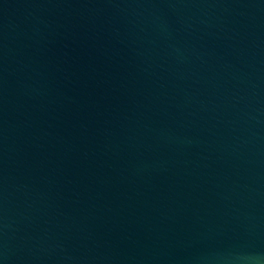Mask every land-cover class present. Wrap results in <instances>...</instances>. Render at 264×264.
Wrapping results in <instances>:
<instances>
[{"label":"water","instance_id":"water-1","mask_svg":"<svg viewBox=\"0 0 264 264\" xmlns=\"http://www.w3.org/2000/svg\"><path fill=\"white\" fill-rule=\"evenodd\" d=\"M0 264H264V0H0Z\"/></svg>","mask_w":264,"mask_h":264}]
</instances>
